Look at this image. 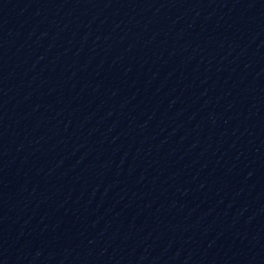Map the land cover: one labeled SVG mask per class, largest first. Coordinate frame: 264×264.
Here are the masks:
<instances>
[{
	"label": "water",
	"instance_id": "obj_1",
	"mask_svg": "<svg viewBox=\"0 0 264 264\" xmlns=\"http://www.w3.org/2000/svg\"><path fill=\"white\" fill-rule=\"evenodd\" d=\"M0 264H264V0H0Z\"/></svg>",
	"mask_w": 264,
	"mask_h": 264
}]
</instances>
